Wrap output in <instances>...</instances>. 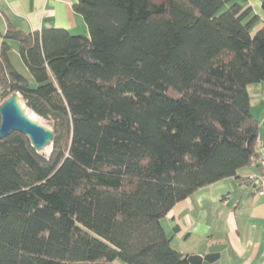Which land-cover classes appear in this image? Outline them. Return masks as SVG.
<instances>
[{
    "label": "trees",
    "instance_id": "trees-1",
    "mask_svg": "<svg viewBox=\"0 0 264 264\" xmlns=\"http://www.w3.org/2000/svg\"><path fill=\"white\" fill-rule=\"evenodd\" d=\"M72 8L88 35L8 28L1 42L0 101L19 92L54 138L48 155L0 138V264H190L161 219L257 158L247 85L264 86V24L245 0Z\"/></svg>",
    "mask_w": 264,
    "mask_h": 264
},
{
    "label": "crops",
    "instance_id": "crops-1",
    "mask_svg": "<svg viewBox=\"0 0 264 264\" xmlns=\"http://www.w3.org/2000/svg\"><path fill=\"white\" fill-rule=\"evenodd\" d=\"M262 0H245L259 17L253 31L264 24ZM76 0H0V47L8 28L31 32L64 28L88 35L83 17L74 12ZM11 51L18 41L6 39ZM250 110L258 121L257 158L235 176L198 188L178 201L161 219L171 245L185 254H202L212 244L225 245L219 264H264V199L255 193L264 153V86L247 85Z\"/></svg>",
    "mask_w": 264,
    "mask_h": 264
},
{
    "label": "water",
    "instance_id": "water-1",
    "mask_svg": "<svg viewBox=\"0 0 264 264\" xmlns=\"http://www.w3.org/2000/svg\"><path fill=\"white\" fill-rule=\"evenodd\" d=\"M21 95L14 91L0 101V138L9 135L12 131L24 134L30 141L33 149L42 153L50 146L54 138L51 127L31 118L21 105ZM225 245L212 244L207 252L202 254H190L187 259L190 264H219V254Z\"/></svg>",
    "mask_w": 264,
    "mask_h": 264
},
{
    "label": "rangeland",
    "instance_id": "rangeland-1",
    "mask_svg": "<svg viewBox=\"0 0 264 264\" xmlns=\"http://www.w3.org/2000/svg\"><path fill=\"white\" fill-rule=\"evenodd\" d=\"M10 60L11 62L13 63V65L16 67V69L21 72L22 74H24L28 79H31L30 77V73L27 69V67L25 66V64L23 63V61L21 60L18 52H16L14 50V52H10ZM1 99V98H0ZM23 100V99H22ZM24 101V100H23ZM25 103V102H24ZM41 118V122H43L44 125L48 126V127H51V122L40 117ZM50 146L46 147L44 151H42L43 153H45L46 155H48L50 153ZM175 244V243H174ZM174 244H172V246H175ZM113 264H127L125 262H122L121 260L119 259H115Z\"/></svg>",
    "mask_w": 264,
    "mask_h": 264
},
{
    "label": "built area",
    "instance_id": "built-area-1",
    "mask_svg": "<svg viewBox=\"0 0 264 264\" xmlns=\"http://www.w3.org/2000/svg\"><path fill=\"white\" fill-rule=\"evenodd\" d=\"M260 171L257 176L255 193L264 199V153L260 159Z\"/></svg>",
    "mask_w": 264,
    "mask_h": 264
},
{
    "label": "bare ground",
    "instance_id": "bare-ground-1",
    "mask_svg": "<svg viewBox=\"0 0 264 264\" xmlns=\"http://www.w3.org/2000/svg\"><path fill=\"white\" fill-rule=\"evenodd\" d=\"M21 105L24 107L25 112L27 113L28 116H30L31 118H33V119H35V120L41 122V121H40L41 118H40L38 115H36V114H35V113H34L29 107H27L23 100H21ZM39 119H40V120H39ZM41 123H43V122H41ZM44 150H45V149H44ZM44 150H43V151H44Z\"/></svg>",
    "mask_w": 264,
    "mask_h": 264
}]
</instances>
